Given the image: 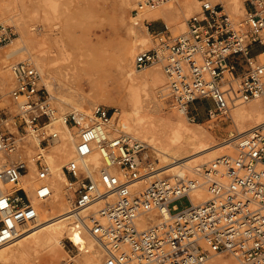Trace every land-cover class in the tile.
<instances>
[{"label":"built area","instance_id":"2783aa9c","mask_svg":"<svg viewBox=\"0 0 264 264\" xmlns=\"http://www.w3.org/2000/svg\"><path fill=\"white\" fill-rule=\"evenodd\" d=\"M169 1L140 0L134 14ZM200 1L201 11L188 19L187 31L178 35H172L166 24L154 30L155 21L146 20L159 43L135 57L137 69L162 66L168 82L161 95L171 97L191 120L196 119L193 104L199 99L209 102L207 114L217 119L230 116L237 102L264 94V60L260 59L264 0H247V13L241 19L231 17L220 4ZM14 36L12 28L0 24V47ZM239 54L246 64L242 73L231 61ZM12 71L15 87L8 96L17 106L15 114L2 106L0 93V181L14 185L11 191L0 192V246L26 228L20 209L30 202L21 184L32 169L21 158L11 162V155L23 156L28 136L40 139L33 157L40 181L35 193L46 200L53 192L47 148L60 139L53 126L55 109L36 64L21 60ZM227 71L232 77L226 76ZM115 111L98 105L91 112L65 115V123L76 129L75 155L63 166L68 196L79 211L101 201L99 211L86 212L74 226L90 230L103 244L105 264H208L218 253L231 254L244 264H264V125L233 139V154L198 167L197 175L210 198L194 204L190 193L199 186V178L150 174L153 164L145 160L149 144L131 133H111ZM13 119L19 137L10 130ZM3 159L9 161L2 163ZM145 176L153 178L146 189L138 190L136 183ZM184 197L190 205L179 210L173 203ZM167 207L170 216L162 214ZM145 221V226L140 225ZM60 264L78 263L71 256Z\"/></svg>","mask_w":264,"mask_h":264},{"label":"bare ground","instance_id":"6f19581e","mask_svg":"<svg viewBox=\"0 0 264 264\" xmlns=\"http://www.w3.org/2000/svg\"><path fill=\"white\" fill-rule=\"evenodd\" d=\"M180 1L181 2H179V10L184 12L192 13L194 9H197L195 11L197 12L200 8H202V3L200 0H196V2H193L191 0ZM134 3L135 0H120L119 5L123 10H128ZM229 7L230 6H228V8ZM179 10H174L168 5H161L157 9L146 10L142 14L131 16V18H133L134 20V28L141 27L146 32H151V30L145 24L146 20L155 21L157 20L156 14L168 16L170 13H176ZM229 10L235 15H243L247 13V7L241 2V0H234V5L231 6ZM14 16L15 15L13 14L9 18L12 19V21L17 22L15 26L18 27L17 25H19V28L21 29L19 36H17L16 38L13 37L10 42L0 47L1 71L5 69V67L11 62V60L17 53H31V50L28 47V43L32 38V34L30 33L27 26H22ZM167 26L168 28L170 27L168 24ZM43 31L44 36L47 37H40L41 31H39L36 34L38 43H40V45H45L47 42L51 43L52 45L55 43L58 51L60 53H63L65 45H63V43L54 36L52 30L47 31L44 29ZM140 42L137 44V47L142 43L148 44L147 39H142L140 40ZM84 48H86L85 51L92 50L94 52L95 44L93 43V41H89L84 46ZM51 51L53 50H50V52ZM134 54V46L128 45V48H123V50L121 51L119 60V70L121 73L120 81L125 91L124 103L121 104H128L130 106L129 115L131 116L132 123H128L129 128H131L135 133L143 135L144 139L150 141V143H153L152 145L154 146L152 147L155 148L153 149L156 152H159L157 158L161 163L160 167H156L155 160L149 161V152L145 156V160L153 164V172H151L150 174L162 173L163 176L158 177L168 178H174L177 176H195L199 178L200 184L190 193V197L194 204L202 203L208 200L210 196L207 193V186L204 184V181H202L201 178L197 175L198 167L202 164L207 163L203 162L202 164H200L201 159L210 157L214 160L223 155H229L230 153H228V149L230 151L231 148L235 146V144L231 146L214 143V141L210 137L211 134L206 131L203 125H199V128H202L204 131H199L198 129L194 128V126L191 127L187 125L184 121V116H181L180 119L175 121L171 118H168V115H166L168 117L159 115L157 109H152L150 114H143L145 106L143 104V93L144 91L149 92L154 85L159 83V81L161 80V75L159 73V70L150 69L143 75L135 76L130 64V60L134 57ZM26 59H30L36 63L44 78V73L41 70L40 65L32 57H28ZM41 59L43 66L45 67V70L47 72V84H52L53 78L55 77V72H58L62 75V77L65 76V78L69 79L70 70L55 68L47 64L43 58ZM95 61L96 60L94 53L84 55V59L82 60L83 63L81 64L80 68L81 74L87 73L90 75L91 71L89 70L92 69ZM226 76H232V73L230 71H227ZM91 85L92 92H99V88L96 87L94 82L91 81ZM69 89L70 91L74 92V95L77 96V99L75 101H70L68 99L63 101L66 103V107L68 105H71L72 108L76 109L72 111H82L83 109H89L91 105H94V102L91 100L92 97L90 98L91 95L89 96L86 92L84 84L81 83L78 87L69 84ZM241 104L242 101L237 102L230 110V117L233 119V122L240 135L245 130L249 131L256 126L264 125V94L263 98L253 100L248 105ZM61 105L63 106V104ZM115 109L116 111L113 114V125L116 131H123L121 130V128L119 129V126L117 127V124L115 123V117H117V122H119L121 116V113H119L118 111L119 109L116 107ZM182 113L183 112H181V114ZM55 120L61 123L68 130V133L65 137V143H63V145H57L54 147L55 153H53L55 154V156H53L54 162L53 165L51 164L52 169L50 175V184L53 189L52 195L49 199L42 200L38 197L36 198L33 193L34 188L35 192L37 188V186L35 187V182L37 180L35 174L36 166L33 161V157L35 149L40 147V139L35 135L31 140H29V143L23 144L21 152L25 159L28 158L27 160L32 169L31 172L23 175L21 184V188H23L27 193L31 195L30 204H27V206L20 209L21 213H23L24 216L26 228L23 229L20 235L11 243L0 246V264H24L30 259L39 264H55L56 259L57 261H59L62 257L60 247L61 244H63L62 235L63 232L68 228L71 229V233L69 235L72 241L76 244V246L79 245V254H83L85 264H99V260L106 256V253L104 255V252L106 251L103 244L95 237V235L90 230H79V228H75V226L69 227V223L72 222L73 218L76 219L77 223L80 220V217L85 215L83 211L87 210L86 212H88L90 209L99 206L101 204V201L94 202L87 209L81 211L73 206L71 197L68 196V193L65 191V181L67 180V175L60 165L61 162H58L56 157H69V155L73 153L74 156L75 150L73 149L76 139L73 134L72 128L65 123V114L60 115ZM121 125L122 124H120V126ZM111 133L114 134L115 131L112 130ZM230 140L231 139L229 138L226 140V142L230 143ZM30 143H34V147L32 149L33 152L30 153L31 155L26 157V155L24 154V150L26 151ZM69 145H71V147H69ZM49 158L51 157L49 156ZM8 161H6V159H3L2 163H7ZM10 161L12 162V160ZM153 176H145L143 179L138 180L136 186L140 187V190L146 189V183L151 181ZM6 184L7 183L0 181V192L8 191ZM99 209L100 208H98L96 211H99ZM162 214L164 216H170V209L168 207L165 208L162 211ZM157 219V216L151 217V220L153 222L155 220L157 221ZM146 223L147 222L145 221L140 225L145 226ZM89 233H91L92 235ZM93 238H95L97 242H95ZM102 250H104V252ZM42 256L43 258L41 259ZM210 260V264H235L231 259L222 257L221 255L213 257ZM60 263L61 262H57L56 264ZM78 264L80 263L78 262Z\"/></svg>","mask_w":264,"mask_h":264},{"label":"rangeland","instance_id":"374dc122","mask_svg":"<svg viewBox=\"0 0 264 264\" xmlns=\"http://www.w3.org/2000/svg\"><path fill=\"white\" fill-rule=\"evenodd\" d=\"M139 1L140 0H135V3L131 6V8H129L128 10H123L119 5L120 0H0V24L12 28L15 32V38L19 36L21 29L19 28L20 26L17 25L18 27H16L15 25L17 24V22L12 21V19L9 18L14 14L15 19L18 20L22 26H27L30 33L32 34V38L29 40L28 43V47L31 50V53H17L11 60V62L5 67V69L2 71L0 70V93L4 95L2 106L8 107L13 114L17 112V106L15 102L11 100L8 96V93L15 87V77L12 71V67L15 63L21 60H26V58L28 57H32L40 65V68L44 73V78L42 76L43 84H47L48 80L46 76L47 72L45 70V67L43 66L41 58H43L47 64L55 68H63L66 70H70L69 79L65 78V76L62 77L61 74L55 72V77L53 78L52 84H47L51 92L46 86L51 97L52 107L55 109L53 126L55 127V129L59 130L60 134V139L50 144L47 148V156L52 165L54 162L53 156H55L54 147L57 145H63V143H65V137L68 133V130L55 119L62 114L66 115L69 112H72V110H76L75 108H72L71 105H68L66 107V103L63 100L68 99L70 101H75L77 99V96L74 95V92L70 91L69 84L78 87L79 84L82 83L85 85L86 92L89 96L91 95L90 98L92 97L91 100L94 102V105H91L89 109H83L82 112H91L92 109L98 105H102L110 109H115V107L118 108V111L119 113H121V116L119 122H117L118 119L117 117H115V123L117 124V127L119 126L118 128H121V130L123 131L131 132V134H133L134 136L150 144L148 148L149 161L155 160L156 167L161 166V163L157 158L159 152H156L154 150L155 148L152 147L154 146L152 145L153 143H150V141L144 139L143 135L135 133L134 131H132L131 128H129L128 123H132L131 116L129 115L130 106L128 104H121L124 103L125 91L120 81L121 73L119 70V60L121 51L123 50V48H128V45L134 46L135 49L134 57L130 60L132 71L135 76L143 75L150 69L159 70V73L161 75V80L159 81V83L154 85L149 92L144 91L143 93V104L145 105L143 114H150L152 109H157L159 115L165 117L169 116L168 118H171L175 121L180 119L181 116H184V121L187 125L191 127L194 126V128L198 129L199 131H204L202 128H199V125H203L206 131L211 134L210 137L214 141V143H218L220 145L232 146L233 144H235L233 139H235L237 135L240 136L233 122V119L230 116L221 115L217 117V119L209 118L207 114V109H205L209 105L208 101H204L201 99L196 101L197 109L193 111L194 113H197L195 120H191L186 114H181L178 108V104L171 97L161 95V92H165V88L167 86L168 81L160 64L151 65L142 70L136 68L134 60L136 55L141 51L158 46L159 43V41L155 37L154 32H152L153 30H151V32H146L141 27L134 28V20L133 18H131V16L135 15L134 9L137 7ZM191 1L196 2V0ZM210 1H212L213 4L220 3V5L224 7L225 11L233 18L241 19L246 16V13L243 15H235L229 10V8L234 5V0ZM246 1L247 0H241V2L247 6ZM179 2L181 1L171 0L163 5H168L174 10H179ZM228 6L230 7L228 8ZM196 10L197 9H194V13H192L195 14ZM199 11H201V8L199 9ZM192 13L179 10L176 13H170L168 16L156 14L157 20H155V22L162 26L168 24L170 26L169 31L172 33V35H178L187 31L186 22L191 17ZM44 29L47 31L52 30L54 36L57 37L60 42L63 43V45H65L63 53H60L58 51L55 43L53 45L48 42L45 45H40V43H38L36 34L39 31H41L40 37H47L44 36ZM162 29L163 27L160 30ZM142 39H147L148 44L142 43L140 44V46L137 47V44ZM89 41H93V43L95 44L94 52L92 50L85 51L86 48H84V46ZM50 50L53 51L50 52ZM89 53L95 54L96 61L92 66V69L89 70L91 71L90 75L87 73L81 74L80 68L81 64L83 63L82 60L84 59V55ZM260 59L264 60V56H261ZM34 64L36 63L34 62ZM91 81L95 83L97 88H99V92L94 93L91 91ZM261 98H263V95L242 102L241 105H248L249 103H251V101ZM61 104H63V106ZM113 121L114 119L112 120V122ZM120 124L122 125L120 126ZM9 127L10 130L14 133V135L16 137H19L20 133L16 127L14 119L12 120L11 125ZM72 131L76 139V129L74 128L72 129ZM114 131V134H118L119 132H121L116 131V129ZM247 131L248 130H245L242 134L246 133ZM229 138L231 139L230 143L226 142V140ZM31 139L32 136H28L24 142L29 143V140ZM33 147L34 143H30L26 151L24 150V154L26 155V157L31 155L30 153L33 152ZM69 147H71V145H69ZM37 150L38 148L35 149L34 156L36 155ZM228 153L233 154L234 147L231 148L230 151L228 149ZM73 154L69 155V157H56L57 161L61 162L60 165L62 166V168L64 164H66L68 160L73 157ZM49 156L51 158H49ZM22 157L21 155H19V153H14L11 155L10 160L18 161L21 158L22 160H26L29 164L27 160L28 158L25 159V157ZM208 158L210 157H205L201 159L200 164L213 160L211 158ZM155 176H163V174H155ZM36 180L37 181L35 182V187L40 182L38 179ZM149 182L146 183L147 187L150 184ZM66 183L67 180L65 181V191L67 192ZM6 186L8 188V191H11L14 188L13 184L7 183ZM136 188L140 190V187L137 186ZM26 193L27 192L25 191V194ZM33 193L34 196L37 198L35 188ZM207 193L209 194L208 190ZM27 194L29 199H31V195L29 193ZM28 203L30 204V202ZM173 204L177 205L178 209L181 210L185 207H188L190 205V201L187 197H184L182 199L176 200ZM100 206L101 204L95 208L90 209L89 211L95 212L98 208H100ZM86 211L87 210L83 211V213L86 214ZM97 216L100 217L99 215ZM75 223L76 219L73 218L72 222L69 223V227L74 226ZM70 233L71 229L69 228L63 232V244H61L60 246L62 257L59 261H57L56 259V263L62 262L63 260L69 259L71 256H74L77 263L79 262L80 264H85L83 254H79V245L76 246V244L72 241L69 235ZM93 239L95 240V238ZM95 242L97 241L95 240ZM102 251L104 252V250ZM105 253L106 252H104V255ZM218 255L231 259L235 264H244L241 260L235 258L233 255L228 253H218L215 254L213 257H217ZM42 258L43 256L41 257V259ZM31 260L32 259L26 261L24 264H39L34 262V260ZM106 260L107 254L104 258L99 260V264H105ZM210 262L211 260L208 262V264H210Z\"/></svg>","mask_w":264,"mask_h":264},{"label":"crops","instance_id":"0c3cea01","mask_svg":"<svg viewBox=\"0 0 264 264\" xmlns=\"http://www.w3.org/2000/svg\"><path fill=\"white\" fill-rule=\"evenodd\" d=\"M153 27H154V30H160L163 26L155 22ZM231 61L237 65V73H242L245 70L246 64H245L244 57L242 55L239 54V55L233 56L231 58ZM193 108H197L196 103L193 104Z\"/></svg>","mask_w":264,"mask_h":264}]
</instances>
